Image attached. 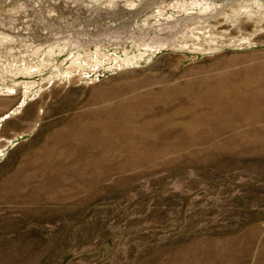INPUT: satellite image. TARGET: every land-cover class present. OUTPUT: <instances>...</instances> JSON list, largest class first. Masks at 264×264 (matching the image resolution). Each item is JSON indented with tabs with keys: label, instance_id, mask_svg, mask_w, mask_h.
Here are the masks:
<instances>
[{
	"label": "rangeland",
	"instance_id": "obj_1",
	"mask_svg": "<svg viewBox=\"0 0 264 264\" xmlns=\"http://www.w3.org/2000/svg\"><path fill=\"white\" fill-rule=\"evenodd\" d=\"M0 264H264V0H0Z\"/></svg>",
	"mask_w": 264,
	"mask_h": 264
}]
</instances>
